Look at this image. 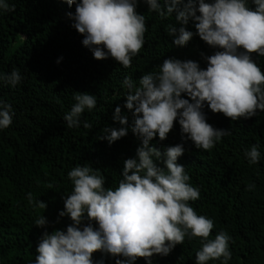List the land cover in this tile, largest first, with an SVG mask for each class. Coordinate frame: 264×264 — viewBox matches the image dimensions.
Masks as SVG:
<instances>
[{
    "label": "trees",
    "instance_id": "obj_1",
    "mask_svg": "<svg viewBox=\"0 0 264 264\" xmlns=\"http://www.w3.org/2000/svg\"><path fill=\"white\" fill-rule=\"evenodd\" d=\"M6 2L14 10L0 9V73L19 69L23 79L15 87L0 81V101L10 104L14 112L12 124L0 130V264H35L44 233L66 232L72 225L70 217L59 216L65 210L64 199L73 190L68 172L87 164L101 170L106 189H115L122 179L124 161L137 158L142 140L131 130L133 112L124 107L128 94L124 78L131 76L139 86V79L158 71L167 58L191 60L206 70L205 57L222 49L202 41L191 19L181 25L175 12L162 19L139 0L136 12L146 18L145 43L133 57L132 66L124 68L111 57L96 60L83 46L84 36L72 27L67 15L75 13V5L69 7L66 0ZM159 2L163 4V0ZM248 4L252 7V0ZM170 24L193 33L186 46L173 44ZM253 60L264 72V57L253 54ZM75 93L96 96L97 106L91 111L85 109L79 128L68 129L63 118L76 103ZM182 98L190 99L186 94ZM118 106L128 117V134L109 145L99 138L105 135L102 130L106 127H122L113 120ZM203 111L207 123L231 132L210 152L196 149L187 140L178 119L165 141L157 135L150 146L163 153L168 147L184 145L185 152L177 163L190 176L189 183L200 189V199L188 203L198 215L214 221L210 239L221 231L231 237L228 264H264V112L231 121L222 113L211 112L206 104ZM85 120L92 124L91 129L83 128ZM253 145H259L261 153L256 165L244 157V151ZM154 162L166 171L163 160ZM249 184L255 185L254 190H246ZM29 192L47 208L33 209L27 200ZM41 216L47 224L37 227L35 221ZM88 223L85 215L81 229ZM91 223L98 229V224ZM200 247V239L186 237L169 255L151 257V264H196ZM117 259L126 260L100 251L92 255L93 264H116ZM222 260L208 264H221ZM135 264L147 261L137 258Z\"/></svg>",
    "mask_w": 264,
    "mask_h": 264
},
{
    "label": "clouds",
    "instance_id": "obj_2",
    "mask_svg": "<svg viewBox=\"0 0 264 264\" xmlns=\"http://www.w3.org/2000/svg\"><path fill=\"white\" fill-rule=\"evenodd\" d=\"M66 2L69 7L75 5V13L67 15L73 21L72 27L84 36L82 44L92 51L94 58L100 61L111 57L130 68L133 57L144 46L147 32L145 15L136 12L139 0ZM143 2L162 19L174 12L181 25H187L191 19L199 38L222 51L205 57L206 70L191 60L167 58L158 71L143 75L139 86H135L131 76L124 78L123 85L128 89L124 107L133 112L131 130L142 140L137 158L124 161L122 179L115 189H106L101 170L87 164L68 172L73 190L64 199L65 210L59 216L70 217L72 225L66 232L44 233L36 249L35 264H93L92 255L98 251L126 258L117 259L116 264H135L137 258L151 264V257L169 255L186 237L201 240L196 264L221 258V264H228L232 257L228 233L221 231L210 239L214 221L198 215L188 203L200 199V189L189 183L190 176L177 163L185 152L184 145L168 147L163 153L150 145L157 135L161 142L165 141L178 119L187 140L196 149L210 152L231 132L207 123L205 104L211 112L222 113L231 121L251 119L258 111L264 112V72L253 60V54L264 57V0H252L254 7L249 6L248 0ZM0 9L14 10L6 0H0ZM168 32L178 47L186 46L193 38L185 27L177 30L170 24ZM22 79L19 69L10 74L0 73V81L12 87ZM182 94L190 99L182 98ZM74 99L76 103L63 118L68 129L79 128L85 109L91 111L97 106L96 96L87 93H75ZM13 115L11 105L0 101V130L12 124ZM113 120L122 127H106L102 130L105 135L99 138L109 145L128 134V117L122 115L119 106ZM83 128L91 129L92 124L85 120ZM258 149L259 145H253L244 151L250 165L259 164ZM161 160L166 171L154 162ZM254 188V184H249L246 190ZM27 200L33 209L47 208L31 192ZM85 215L89 223L81 229ZM92 221L98 229L93 228ZM35 224L44 227L47 221L41 216Z\"/></svg>",
    "mask_w": 264,
    "mask_h": 264
}]
</instances>
